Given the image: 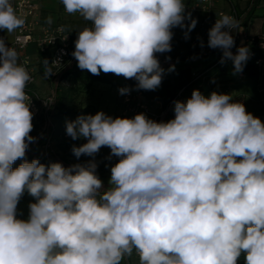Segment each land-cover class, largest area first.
I'll return each instance as SVG.
<instances>
[{
  "label": "clouds",
  "instance_id": "9594fccd",
  "mask_svg": "<svg viewBox=\"0 0 264 264\" xmlns=\"http://www.w3.org/2000/svg\"><path fill=\"white\" fill-rule=\"evenodd\" d=\"M61 3L90 22L74 42L78 67L135 79L137 89L161 84L156 54L172 50V29L197 23L185 25L184 0ZM23 24L11 0H0V29L12 33ZM237 24L221 13L207 45L222 49L239 72L249 50H230ZM45 64V75L55 74ZM30 79L0 39V264H122L133 252L138 264H238L242 255L244 264H264V122L243 103L193 90L174 102L167 122L103 111L66 122L68 136L87 140L72 147L75 157L108 147V158H119L101 191L94 160L64 167L24 159L35 140ZM25 191L35 198L27 220L17 218Z\"/></svg>",
  "mask_w": 264,
  "mask_h": 264
},
{
  "label": "rangeland",
  "instance_id": "374dc122",
  "mask_svg": "<svg viewBox=\"0 0 264 264\" xmlns=\"http://www.w3.org/2000/svg\"><path fill=\"white\" fill-rule=\"evenodd\" d=\"M238 0L235 1V3ZM256 1V0H255ZM263 0H257L254 3V16L252 17L253 22H255V17H262L264 15V5H261ZM218 2V1H217ZM264 3V2H263ZM216 2L213 4V6ZM61 5V1H60ZM59 9L56 11L55 17L51 18V23L61 24L65 29L66 35L70 44H73L77 39V32L83 29L84 27L90 26V22L84 20L78 13L77 14H69L65 11V9ZM216 8V9H215ZM217 7H213V10L210 12L208 17L206 16L203 22L196 23L194 29L188 31L187 28L174 27L172 29L173 38L171 40V45L177 46L175 47L181 54H185L189 48H198L201 47L202 50L208 49V32L215 24L214 10H218ZM247 15L242 18L245 19ZM189 21L185 24L188 25L191 23L192 19H197L196 15L192 12L189 13L188 17ZM49 22V20H48ZM249 22V20H248ZM258 22V21H256ZM249 25V34H257L264 32V23L263 27H259L257 30L253 26H257L256 23L250 27ZM246 27L244 25L241 28ZM187 32V37L185 33ZM203 42V46L201 44ZM242 42V38H241ZM209 52H213L212 48H209ZM177 51V52H178ZM207 52V51H206ZM158 59L159 56L157 55ZM167 62H163L161 60V67L165 69L164 73L169 67L173 65L169 64V62H173V59H166ZM39 58L38 54L34 56V64L36 68L38 67ZM260 78L257 80H251L252 84L249 82H242L246 78H238L237 82H241V88H234L232 91V100L233 102L238 99L244 100V105L246 111L253 114L255 117L260 118L262 122H264V62L262 63ZM58 77H53L50 75L47 77L45 73L39 72L36 76V80L34 84L30 87L32 92L37 95L35 98V105L30 104V111L33 113V130L30 133L31 136L35 137V140L29 144V148L32 151L36 152H49L56 156L59 160V163L62 165L69 167L73 164L77 163H87L90 160H94L97 164L96 173L98 177L103 182L104 190L109 187V180L111 176L110 168L112 165L118 162L119 158L110 156V149L108 147H102L99 152L95 155V157H89L86 155H82L80 158H77L72 153V147L80 146L83 143H86L87 140L85 138H79L77 140H73L66 133V122L70 120H59L52 115H49V112L52 110L50 108V99L54 97L55 85ZM235 81V80H234ZM61 84L64 86H76L77 93L74 99V106H76L83 115H95L97 112L103 111L105 114L112 116L113 118L121 117V118H134L136 115L131 111L132 104L126 102L120 95L115 93L113 89L102 85V84H90L87 82L81 81L74 78H67L61 81ZM237 87V86H236ZM230 91V90H229ZM244 94H238V93ZM239 95L241 97H239ZM239 97V98H238ZM153 114H160L162 112L161 108L157 105H152L151 108ZM149 119H152L153 115L145 114ZM74 121V120H73ZM49 125L52 126L53 130L48 132ZM42 164L48 165L52 162H55L51 159H38ZM28 162H31L30 160ZM20 163L14 162L13 168L19 166ZM32 202H35V198L30 196L27 191L21 197L18 205H17V218L27 220L29 216V207L28 205ZM132 264H138V257L133 256Z\"/></svg>",
  "mask_w": 264,
  "mask_h": 264
},
{
  "label": "trees",
  "instance_id": "16d2710c",
  "mask_svg": "<svg viewBox=\"0 0 264 264\" xmlns=\"http://www.w3.org/2000/svg\"><path fill=\"white\" fill-rule=\"evenodd\" d=\"M61 1V0H60ZM186 1V0H184ZM257 1V0H256ZM255 0L249 1V9L247 12V16L244 18L241 17V13L238 12L240 17V25L237 33H231L233 39L238 34H243L244 32H249V25L247 23L248 20L254 16V3ZM236 7V6H235ZM213 5L207 10L203 11V9H199L197 11H189L187 13V21H189V13H193L196 15V21L203 22L206 19V16L210 14L212 11ZM60 9H64L63 4L61 3ZM237 9V8H236ZM224 11L226 14H229V5L220 10ZM218 11V13L220 12ZM216 14V16L218 15ZM185 23V24H186ZM246 25V27H243ZM262 41L253 40L250 43V51L253 52V56L248 57L246 62H244L242 71L237 72L234 68L233 61L231 59L225 58L223 63L221 62V57L223 56L222 49H213V52H209V48L206 50H202L201 47L198 48H189L185 54H181L175 47L172 46V50L166 53H158L156 55L159 56V60H166L168 57L173 59V63H175L174 70L163 73L161 84L155 88L154 90H144L137 89L136 84L137 81L135 79H126L123 76H117L112 73H103L101 72L99 75H93L87 70H82L78 67V63L76 59L72 56V52L75 49V44L69 45V56L63 68L59 71V76L56 81L54 95H55V105L52 111L49 112V115L54 116L59 120H75L78 116L83 115L80 109L74 106L73 102L76 97L77 87L76 86H64L61 84V81L67 78H74L81 81H85L90 84H102L108 88L113 89L115 93H117V89L120 87H128L136 90H140L144 98L151 104L157 105V103H161L163 107H167L169 102L178 94L179 91L182 90V97L186 102L187 99L191 97L193 90H199L202 94H206L214 87L215 82L224 74H244L249 78H259L261 68L258 66L257 61L262 60L264 62V45L260 43ZM247 43L242 40L239 44V47H246ZM248 49V48H247ZM54 48L49 47L46 52H38V72L45 73V60L50 64L49 67L52 68L51 60L54 54ZM233 54L235 52V44L230 49ZM178 51V52H177ZM207 51V52H206ZM175 61V62H174ZM173 115L171 112H168L164 117L163 122H167L173 119ZM53 130L52 126L49 125L48 132L50 133ZM27 161H32L33 159H51L55 162H59L56 156L49 152H36L30 150V148L26 151L25 158ZM16 162L22 163L23 160H17ZM64 166V165H63ZM66 167V166H64ZM104 188L101 190L103 191ZM137 256L135 252L130 257L125 258L122 261V264L125 262H129L132 264L133 256ZM138 257V256H137ZM238 264H244L243 255L238 260Z\"/></svg>",
  "mask_w": 264,
  "mask_h": 264
},
{
  "label": "built area",
  "instance_id": "2783aa9c",
  "mask_svg": "<svg viewBox=\"0 0 264 264\" xmlns=\"http://www.w3.org/2000/svg\"><path fill=\"white\" fill-rule=\"evenodd\" d=\"M219 0H186L185 4V16L186 19L184 23L187 21V13L189 11H197L199 9H203V11H207L215 2ZM229 5V14H226L224 11H220L218 15L215 17L214 21L220 17V14H226L233 17L237 22V27L232 30V33H237L239 25H240V17L238 15L237 9L235 7L236 0H226ZM251 1V0H248ZM13 7L15 8L18 15H20L24 19V24L22 27L17 28L14 32H12V39L5 40L4 36L6 34V30L0 29V39H3L5 43L14 48L18 53V62L22 64L27 71L29 72L31 79L27 83L25 92L30 97V104L35 105L36 94L32 92L30 87L34 84L37 76L38 69L34 64V57L32 53L29 51L30 46L35 48L36 53L38 52H46L49 47H53L54 54L51 60L52 70L55 72L53 77L59 76V71L65 65L67 58L69 56V45L70 42L66 35L65 29L61 24L57 23H46L42 20V15L40 8L38 6L37 0H11ZM241 38L244 42L247 43L246 48H248V57L253 56V52L250 51V43L253 40L262 41L260 42L262 46L264 45V32L257 34H249V32H244L242 35L237 34L234 38L235 44V52L239 48V44L241 43ZM225 60L222 56L221 61ZM58 61V62H57ZM163 62H167L168 60H161ZM56 62V63H55ZM55 63V64H54ZM170 63V62H169ZM262 60L257 61L258 66L262 67ZM123 88V87H120ZM117 89V94L120 95L126 102L132 104L131 111L135 114H151L153 115L152 120L161 122L164 121V117L168 112H171L173 117L174 113V102L181 101L185 102L182 97V90L178 92V94L169 102L167 107H163L161 103H158L162 112L160 114H153L151 108L152 105L144 98L143 93L140 90L129 88L130 91L126 94H121L119 89ZM234 102H240L244 104L243 99L235 100ZM50 108L53 110L55 105V95L50 99ZM51 110V111H52ZM73 121V120H72ZM111 151V150H109ZM127 259V257H125ZM125 264H130L129 262H125Z\"/></svg>",
  "mask_w": 264,
  "mask_h": 264
},
{
  "label": "crops",
  "instance_id": "0c3cea01",
  "mask_svg": "<svg viewBox=\"0 0 264 264\" xmlns=\"http://www.w3.org/2000/svg\"><path fill=\"white\" fill-rule=\"evenodd\" d=\"M38 1V6L40 8L41 11V15H42V20L46 23H49L48 20L49 18H54L56 15V11H58L59 9V5H60V0H37ZM264 0L261 2V5H264ZM249 1L248 0H238L235 3V6L238 10L239 13H241V15L245 16L247 15L248 9L250 7L249 5ZM219 7L218 10H214V15H216L218 13V11L226 8L228 6V2L226 0H219L218 2H216V4L213 7ZM216 9V8H215ZM213 10V8H212ZM262 17H255V22H253L252 18L249 21L250 27L253 26V24L256 23H260L257 24V26H253V28L255 27V29L257 30L259 27H261L264 23V15H261ZM258 21V22H256ZM51 23V22H50ZM253 23V24H252ZM263 27V26H262ZM264 28V27H263ZM5 40H10L12 39V33L6 32L5 36H4ZM29 51L32 53L33 57L36 56V51L35 48L33 46H30ZM175 62V61H174ZM170 65H174L175 63H173L172 61L169 63ZM170 68V67H169ZM168 68V69H169ZM168 69L166 70L165 73L170 72L168 71ZM260 75H262V73H260ZM259 75V78H260ZM246 78L244 79L242 82H249L252 84L251 80H257L255 78H249L247 76H245L244 74H224L221 77H219V79L215 82L214 87L211 89V91H209L206 94H203L205 96H209L212 92H217V93H222V94H232L231 90H234V88H239L240 90H242L241 88V82H237L238 78ZM235 80V81H234ZM237 86V87H236ZM230 90V91H229ZM238 94H244L243 93H238ZM239 95V97H241ZM238 97V98H239Z\"/></svg>",
  "mask_w": 264,
  "mask_h": 264
}]
</instances>
